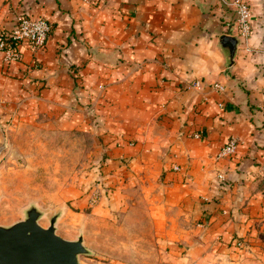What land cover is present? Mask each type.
Instances as JSON below:
<instances>
[{"label":"crops","instance_id":"0c3cea01","mask_svg":"<svg viewBox=\"0 0 264 264\" xmlns=\"http://www.w3.org/2000/svg\"><path fill=\"white\" fill-rule=\"evenodd\" d=\"M247 1L243 40L221 0H0V27L16 13L52 23L38 52L0 55V116L63 113L95 133L167 226L173 264H264V0ZM230 136L235 153L218 157Z\"/></svg>","mask_w":264,"mask_h":264},{"label":"rangeland","instance_id":"374dc122","mask_svg":"<svg viewBox=\"0 0 264 264\" xmlns=\"http://www.w3.org/2000/svg\"><path fill=\"white\" fill-rule=\"evenodd\" d=\"M18 14L26 15L16 13L10 28H0L11 31ZM20 42L33 53L44 45L18 41L14 58L0 49L4 62L21 58ZM29 115L10 110L0 116V224L23 219L26 208L35 205L42 212L40 225L48 226L58 213L57 234L82 235L88 252L79 254L80 264H173L160 237L167 226L156 220L140 187L126 185V161L113 166L95 133L62 124L63 113L48 119ZM249 243L241 238L235 245Z\"/></svg>","mask_w":264,"mask_h":264},{"label":"water","instance_id":"95a60500","mask_svg":"<svg viewBox=\"0 0 264 264\" xmlns=\"http://www.w3.org/2000/svg\"><path fill=\"white\" fill-rule=\"evenodd\" d=\"M230 46L231 53L237 38L228 34L220 36ZM42 212L35 205L25 210V217L10 225L0 224V264H80L78 256L88 252L79 234L67 239L55 232L58 213L50 217L44 227L37 220Z\"/></svg>","mask_w":264,"mask_h":264},{"label":"built area","instance_id":"2783aa9c","mask_svg":"<svg viewBox=\"0 0 264 264\" xmlns=\"http://www.w3.org/2000/svg\"><path fill=\"white\" fill-rule=\"evenodd\" d=\"M226 8L234 11L235 19L230 26V32L235 36L246 40L251 31V24L249 18L251 16V9L247 0H221ZM14 28L6 32L0 28V49L4 51L6 58H14L16 54L15 45L18 41L27 40L31 46L37 47L44 43L52 24L44 19L38 17H29L18 14L16 16ZM189 87L200 88V80L196 79L189 82ZM212 89L224 92L225 87L222 83L216 81L211 84ZM220 104V103H219ZM197 136L198 134L195 133ZM239 138L237 136H230L227 141L220 147L217 152L218 157H231L236 151ZM176 168V167H175ZM264 175V166L260 168ZM218 177L224 180L225 177L222 172L218 173Z\"/></svg>","mask_w":264,"mask_h":264}]
</instances>
